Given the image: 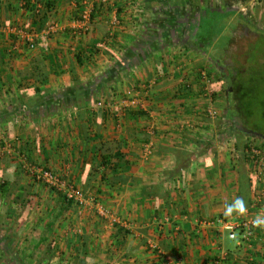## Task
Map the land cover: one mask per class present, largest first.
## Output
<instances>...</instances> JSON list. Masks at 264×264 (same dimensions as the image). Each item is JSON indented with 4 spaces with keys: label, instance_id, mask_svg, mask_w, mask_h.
I'll use <instances>...</instances> for the list:
<instances>
[{
    "label": "crops",
    "instance_id": "obj_1",
    "mask_svg": "<svg viewBox=\"0 0 264 264\" xmlns=\"http://www.w3.org/2000/svg\"><path fill=\"white\" fill-rule=\"evenodd\" d=\"M46 1L0 0V183L11 179L8 190L0 192V230L17 234L25 263L167 264L170 258L173 264H264L260 235L251 246L239 245L228 237L227 228L199 223L236 219L235 213L224 215V206L240 197L243 172L250 183L247 207L254 201L257 181L245 151L236 149V117H224L239 112L235 93L223 98L219 84L225 75L220 82L212 75L213 105L219 114L209 119L203 113L208 101L199 71L204 65L209 72L215 70L209 56L232 62L236 31L252 29L250 21L259 18L264 28V0H181L180 14L193 16L189 23L195 24V33L205 29L217 34L203 43L205 50L171 40L140 62L135 60L138 49L135 54L128 49L141 42L145 17L152 18L142 0H136L139 5L133 0H86L84 7L94 12L87 27L79 18L82 0H50L51 6L44 7ZM218 12L225 17L222 22L213 20ZM243 16L250 21L245 23ZM204 18L211 20L204 24ZM17 21L39 32L57 22L49 53L29 48L20 34L12 33L10 26ZM112 30L114 38L106 43ZM229 36L219 52V41ZM124 58L128 66L118 70L113 85L99 91L94 101L82 108L71 102L76 79L91 82ZM142 83L149 86V112L115 118L120 99L137 94ZM225 102L226 107L219 106ZM28 104L39 111H28ZM254 120L246 124L244 119L243 124L248 127ZM227 130L232 133L220 135ZM253 138L264 145V137L242 144ZM12 142L14 148H6ZM119 149L126 158L114 159L115 169L100 165L103 154ZM181 151L193 155L190 165L176 172ZM26 156L28 164L48 167L103 202L120 218L122 228L113 227L90 204L66 207L53 192L45 195L53 194V207L44 196L19 220L23 205L10 199L32 187L34 180L22 174ZM36 186L43 185L32 188ZM0 264L8 263L2 257Z\"/></svg>",
    "mask_w": 264,
    "mask_h": 264
},
{
    "label": "trees",
    "instance_id": "obj_2",
    "mask_svg": "<svg viewBox=\"0 0 264 264\" xmlns=\"http://www.w3.org/2000/svg\"><path fill=\"white\" fill-rule=\"evenodd\" d=\"M145 9L151 12L152 18L145 17L143 21L142 31L143 34L141 36V42H135L134 47H129L128 51L136 55V62H140L143 56H148L151 50L155 48H159L162 46H166L167 42L174 41L178 44H182L187 48H194L205 50L207 46L202 47L203 43L206 45L213 37L216 32H212L211 30H201L195 33L194 29L195 24L189 23L193 16L187 14H180L181 13V0H142ZM185 4L191 3L193 0H182ZM244 1V0H243ZM50 0L44 2L43 6H51ZM28 3V2H27ZM26 3V4H27ZM31 5V4H30ZM28 7L29 4L27 5ZM42 6V7H43ZM31 9H38L37 7L33 6L30 7ZM40 10H38L39 12ZM180 11V12H179ZM234 13V12H233ZM232 14V12L227 13ZM222 13H213L212 17L213 20L222 22L225 17L221 16ZM247 17V16H246ZM94 18V12H91L90 21ZM245 23L249 22V18H242ZM211 20V19H209ZM209 20L203 19L204 24ZM253 25H249L253 27L249 30H237L235 34V43L234 46V53L231 55V71L232 77L225 75V82L222 83L220 86L228 94V99H231V94L235 93V99L238 101L239 112L238 114L241 115L243 120L245 119L246 124L248 122L252 123L254 120V124L256 126L247 125L249 128L253 130V133L245 132L239 129L237 124L233 126V130L235 131V136L239 138L236 149L243 152L245 148L248 146L247 144H242L244 140L251 137H264V28L259 27L257 21H250ZM203 28V27H202ZM148 29V30H146ZM153 30V31H152ZM153 32V33H152ZM114 35V34H113ZM169 39V40H168ZM207 39L209 40L207 42ZM194 40V41H193ZM29 47V46H28ZM232 49V48H230ZM127 51V52H128ZM141 56V57H139ZM229 59V57H226ZM124 60V61H123ZM121 62L114 65L109 70L105 71L103 74L98 75L95 80L91 82H83L80 79H76L74 85L71 90L70 100L73 102L76 107L82 108L85 107L89 101L95 99V95L98 94L99 91L103 90L106 86L113 85V82L116 78L119 69H124L128 66L126 62V58H124ZM78 61L82 63L81 58H78ZM219 64V62H218ZM200 70H205L201 68ZM230 71V69L228 68ZM206 71V70H205ZM206 73L210 76L209 72ZM184 88V87H183ZM186 90V88H184ZM42 97V96H41ZM226 98V99H227ZM226 101V100H225ZM228 101V100H227ZM96 102V100H95ZM98 102V101H97ZM228 102L224 104H220L221 107H226ZM28 111L38 112L39 110L35 109V105L28 104ZM32 108V110H30ZM128 108L125 110V113L129 114H147L146 111L141 109H134ZM40 114V112H39ZM238 114L234 116V114H227L224 116L229 121L233 120V117H238ZM120 116L119 111H115V118ZM240 117V116H239ZM241 118V119H242ZM253 118V119H252ZM231 130V129H230ZM232 131V130H231ZM232 132L229 130L227 131H220V135L226 137L230 135ZM245 142V141H244ZM201 143V142H200ZM202 145V144H199ZM243 145L245 146L243 148ZM177 161H176V172L184 170L188 167L191 163L192 153L188 151H181V153L176 154ZM126 155L119 150L115 152L105 153L102 155V159L100 161V165L111 168L112 170L115 169V160H125ZM129 161V159H126ZM31 163V160H29ZM24 166V165H23ZM22 166V167H23ZM45 169H49L45 167ZM246 172H243L240 177V187L241 192L239 194L240 197L244 199L246 203H249L250 199V191H249V180L246 176ZM10 180H4L0 183V192L4 194L8 189L5 187L6 184L10 183ZM60 196V200L62 203L66 204V207L73 202L68 200L66 196L62 193H58ZM22 196H15V200L20 201L21 204L25 203V198ZM251 203V202H250ZM247 207V205H246ZM25 212L19 216V220H21L24 216ZM58 217L61 214V209L55 213ZM53 224L49 223V227ZM116 226L122 228L120 224H116ZM9 233L5 235L1 233L0 230V259L3 257L6 259L8 264H26L24 259L22 258L19 249H18V238L17 234L8 230ZM48 257H51V254H48ZM47 257V258H48ZM84 261H79V264H83Z\"/></svg>",
    "mask_w": 264,
    "mask_h": 264
},
{
    "label": "built area",
    "instance_id": "obj_3",
    "mask_svg": "<svg viewBox=\"0 0 264 264\" xmlns=\"http://www.w3.org/2000/svg\"><path fill=\"white\" fill-rule=\"evenodd\" d=\"M80 15L82 17L81 20L84 23L83 26L87 27L90 22L91 11L85 8ZM115 21L118 23V19ZM57 29V24H52L49 27V30L42 34L35 35L31 32L27 33L23 30H20V35L23 39L26 40L29 48L33 49L37 46H40L45 51H48L50 46L51 34L56 32ZM11 31L15 32V28ZM110 34H114L113 30ZM199 74L204 86L203 97H205V99L208 101V103L205 104L203 113L209 119H216L218 117L219 110L216 109L213 105V95L211 92L212 83L210 76L206 73L205 70H200ZM143 87L145 91L143 89H140L137 94L129 96L125 99H120L117 104L119 115L121 113H124L128 108H136L149 112V109L151 107L148 106V104L150 102H147L148 100L144 99V96L147 95L146 92L149 91V86L143 85ZM149 143L148 147H145L148 154L151 153V144ZM6 148L11 149V145L7 146ZM245 153L251 163V175L256 178L257 181L254 201L249 207H247L246 214L234 215V217H236L235 220L220 217L215 222L203 219L199 221V223L205 226L217 224L218 226L227 228L229 230L228 236L230 239L238 240L240 243L239 245L247 244L251 246L252 242L258 239V235L264 238V228L253 226V220L257 217V215L264 217V149L259 146L248 145L245 148ZM24 168L26 169V171L32 174L34 180L48 186L58 193L64 194L68 200H71L72 202L79 205L90 204L96 210L100 217L110 220L113 225L121 223L120 218L114 216V214L110 212V210L103 204V202L99 201L94 196H88V194L83 189L76 186L74 183L67 180L63 176L58 175L53 170L45 169L33 164H28L27 162L24 164ZM166 263L173 264L170 258L167 259Z\"/></svg>",
    "mask_w": 264,
    "mask_h": 264
},
{
    "label": "rangeland",
    "instance_id": "obj_4",
    "mask_svg": "<svg viewBox=\"0 0 264 264\" xmlns=\"http://www.w3.org/2000/svg\"><path fill=\"white\" fill-rule=\"evenodd\" d=\"M133 1H135V4L136 5H139V1H136V0H133ZM86 3V0H82V4H83V6L81 7V9L82 10H84L85 9V7L84 6H86L87 4H85ZM214 3H215V1H214ZM88 9V8H87ZM83 11H81V13H82ZM78 17V16H77ZM80 19H82V17H81V15H80V17H79ZM258 22H260L259 21V18H258V20H257ZM2 22H0V24H1ZM16 24L15 25H11L10 26V30H12V28H15V33L18 35V34H20V30H23L24 32H27V33H33V34H35V35H39V34H42V33H44V32H46L47 30H49V27L52 25V24H57V28H58V23L57 22H54V23H52L51 25H49V27L45 30V31H43V32H39V31H34L32 28L31 29H29V27H26V25H24V24H22V23H18V21L17 22H15ZM214 28H216V30H218V28H219V26L218 27H215L214 26ZM0 29H4L3 27H1L0 26ZM58 30V29H57ZM246 31L248 30V29H245ZM1 31V30H0ZM12 33H14V32H12ZM2 35H4V31L3 32H0V36H2ZM115 35V34H114ZM114 35H111L110 33H108V35H107V38H106V43H108V41L110 42L111 40H113V38H114ZM19 36V35H18ZM229 39H231V37L229 36V37H223V41L221 40V41H219V48H218V51L220 52L221 51V49L224 47L225 48V43L229 40ZM38 47H40V46H38ZM42 48V47H41ZM50 48H51V41H50V46H49V50L48 51H50ZM224 48L222 49L223 51H224ZM43 49V48H42ZM44 50V49H43ZM48 51H45L44 50V52H48ZM49 53V52H48ZM209 58V61L211 62V65L212 66H214V68H215V70L213 71V72H209V68H208V65H204V69L206 70V71H208L209 72V74H210V79H211V83H212V75H214L215 76V78H217L218 80H217V82H220L219 81V79H222V76H224V75H227V76H229V74L232 72L231 71V67H232V65H231V61L229 60V59H227V58H222L220 61H219V64H218V62H216V58L215 57H213V56H209L208 57ZM211 66V67H212ZM225 68L228 70V68L230 69V71L229 72H227L226 74H225V72L223 71V69L225 70ZM225 82V79H224V77H223V80H222V83H224ZM221 82H220V84L219 85H221L222 84ZM143 85H147V83H142V86H140L139 88L140 89H143L144 87H143ZM212 86V85H211ZM136 88H137V86H136ZM144 90V89H143ZM220 90H222V96H223V98H226V96H227V93L226 92H224V90L222 89V87L220 86ZM145 91V90H144ZM144 99L145 100H147L148 99V95H145L144 96ZM151 103V102H150ZM149 103V104H150ZM153 103V102H152ZM11 144V149H13L14 148V142H12V143H10ZM247 145H253V146H259V147H261V148H263V146L264 145H262V143H261V141H259L258 142V140L257 139H255V138H253V140L251 141V143H249V144H247ZM25 162H28L29 163V159H28V157L26 156L25 158ZM32 163H34V162H32ZM23 165V164H22ZM22 174H24V175H28V176H30L31 178H32V180H34V178H33V176H32V174L30 173V172H28V171H26V169H24L23 171H22ZM36 183H39L38 181H36V180H34V181H32L31 182V184H32V187H34V185L36 184ZM41 184V183H40ZM41 185H43V184H41ZM30 188V187H28L27 189H25L22 193V197L23 198H25V205L24 204H22L23 205V211L25 212V214H24V216H23V218L24 217H26L27 215H29L30 213H31V208H30V206L31 205H33V204H35L36 203V200H40V199H42L45 195H47V193H50V192H53V193H58V192H56V191H54L53 189H51V188H49L48 186H46V185H43V186H40V188L39 187H37L36 186V188L34 189V188ZM48 188V189H47ZM14 193H16V192H14ZM10 195V194H9ZM59 195V194H58ZM21 196V195H20ZM8 201H9V197H7L6 198ZM52 199H53V194L51 193V195L50 196H45V198L43 199L44 200V202H46L47 204H51V206L53 205V203H52ZM10 200H14L15 201V197H14V195H12V197H11V199ZM17 201V200H16ZM1 204H2V202H1ZM71 205V204H70ZM69 205V206H70ZM40 206V205H39ZM38 207V206H37ZM53 207V206H52ZM51 207V208H52ZM51 208H49L48 207V205L46 206V209L47 210H49L50 211V209ZM108 208V207H107ZM109 210H110V212L111 213H113L112 211H111V209L110 208H108ZM36 214V212L33 214V215H35ZM114 214V213H113ZM116 216V215H115ZM105 220H106V218H105ZM106 221H108V219L106 220ZM116 225H114L113 227H115ZM116 228V227H115ZM229 235V234H228ZM229 237V236H228ZM237 242V241H236ZM62 260V259H61Z\"/></svg>",
    "mask_w": 264,
    "mask_h": 264
},
{
    "label": "clouds",
    "instance_id": "obj_5",
    "mask_svg": "<svg viewBox=\"0 0 264 264\" xmlns=\"http://www.w3.org/2000/svg\"><path fill=\"white\" fill-rule=\"evenodd\" d=\"M225 216H231L233 213L236 215H245L247 212L246 202L242 197H237L232 203L225 204ZM254 227L264 228V217L257 215L253 220Z\"/></svg>",
    "mask_w": 264,
    "mask_h": 264
},
{
    "label": "water",
    "instance_id": "obj_6",
    "mask_svg": "<svg viewBox=\"0 0 264 264\" xmlns=\"http://www.w3.org/2000/svg\"><path fill=\"white\" fill-rule=\"evenodd\" d=\"M225 72L227 73V69L225 68ZM237 120V125L239 127L240 130L245 131V132H249V133H253V130L244 126L243 124V120L241 119V117H236Z\"/></svg>",
    "mask_w": 264,
    "mask_h": 264
}]
</instances>
